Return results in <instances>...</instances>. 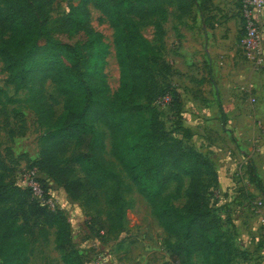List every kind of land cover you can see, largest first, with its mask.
<instances>
[{
	"label": "rangeland",
	"instance_id": "rangeland-1",
	"mask_svg": "<svg viewBox=\"0 0 264 264\" xmlns=\"http://www.w3.org/2000/svg\"><path fill=\"white\" fill-rule=\"evenodd\" d=\"M75 1L52 0L48 26L56 24ZM238 2L164 0L166 14L158 24H137L151 45L145 92L130 97L125 91L122 95L146 106V118L157 107L167 138L180 139L184 149L198 152L208 162L204 192L209 209L218 218L217 232L232 245L231 264H264V62L251 64L239 46ZM88 9L91 27L108 46L104 75L115 93L126 81L117 33L99 9L91 3ZM167 61L172 62V75H167ZM167 84L179 93L181 109L177 113L168 110L166 100L154 102ZM41 87L42 100L58 116L63 109L62 95L48 80ZM28 96L29 88L18 89L8 80L0 59V159L14 169L13 179L22 187L29 182L26 172L48 131L26 101ZM129 118L135 123L137 115ZM93 123L104 137L103 160L121 177L124 216L121 224L110 219L100 191L91 192L96 201L87 209L49 180L52 196L70 223L72 247L84 264H92L97 255H103L106 264H171L169 244L176 247L182 241L165 230L112 153L114 139L125 141L130 131L115 135L107 122L94 119ZM76 175L82 178L77 169ZM35 178L45 180L46 176L37 172ZM187 186L188 178L181 175L165 188L174 212H182ZM30 224L34 242L29 264H63L54 244V227L32 220ZM211 262L201 252L182 255L179 260V264Z\"/></svg>",
	"mask_w": 264,
	"mask_h": 264
},
{
	"label": "trees",
	"instance_id": "trees-1",
	"mask_svg": "<svg viewBox=\"0 0 264 264\" xmlns=\"http://www.w3.org/2000/svg\"><path fill=\"white\" fill-rule=\"evenodd\" d=\"M90 3L117 33L126 81L115 93H111L104 75L108 46L90 25ZM52 4V0H0V59L8 80L18 89L29 88L26 101L48 129L38 157L29 165V169L36 168L46 176L45 180L38 179L43 200L17 184L14 169L0 159V264H29L34 242L30 220L54 227V244L63 264H84L72 247L67 216L60 208L51 209L44 203L54 194L49 180L70 198L81 200L87 209L96 201L91 192L100 191L110 219L122 223L125 199L121 177L101 156L104 137L94 119L107 122L115 135L130 131L125 141L114 139L112 153L165 230L182 241L176 247L169 244L171 264H179L182 255L195 252L211 258V264H231L232 245L217 232L218 218L209 209L204 192L208 162L198 152L184 149L180 139L167 138L157 107L146 118V106L122 95L125 91L130 97L145 92L151 45L137 24H158L166 14L164 0H76L49 27ZM166 66L167 75H172V62L167 61ZM47 80L63 97V109L56 117L41 97V86ZM165 98L168 110L179 112L180 96L171 84L154 102ZM15 101L7 99L9 103ZM133 113L137 115L135 123L129 118ZM250 173L257 178L252 166ZM181 175L188 178V186L182 212L177 213L164 191Z\"/></svg>",
	"mask_w": 264,
	"mask_h": 264
},
{
	"label": "built area",
	"instance_id": "built-area-1",
	"mask_svg": "<svg viewBox=\"0 0 264 264\" xmlns=\"http://www.w3.org/2000/svg\"><path fill=\"white\" fill-rule=\"evenodd\" d=\"M239 12L243 30L239 46L251 64L261 65L264 62V0H241ZM37 172L36 168L26 172V180H29L26 187L31 190L36 199L41 201L43 200V191L40 182L35 178ZM44 203L51 209L59 208L54 196L44 200ZM258 203L260 204L261 201ZM106 263L103 255H97L92 262V264Z\"/></svg>",
	"mask_w": 264,
	"mask_h": 264
},
{
	"label": "crops",
	"instance_id": "crops-1",
	"mask_svg": "<svg viewBox=\"0 0 264 264\" xmlns=\"http://www.w3.org/2000/svg\"><path fill=\"white\" fill-rule=\"evenodd\" d=\"M172 61V60H171ZM173 62V61H172ZM184 115V114H183Z\"/></svg>",
	"mask_w": 264,
	"mask_h": 264
}]
</instances>
